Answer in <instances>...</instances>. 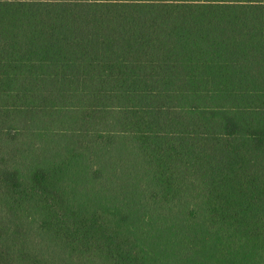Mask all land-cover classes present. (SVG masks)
<instances>
[{"label": "trees", "instance_id": "1", "mask_svg": "<svg viewBox=\"0 0 264 264\" xmlns=\"http://www.w3.org/2000/svg\"><path fill=\"white\" fill-rule=\"evenodd\" d=\"M0 264H264V0H0Z\"/></svg>", "mask_w": 264, "mask_h": 264}]
</instances>
